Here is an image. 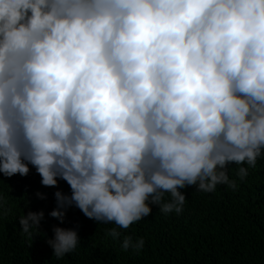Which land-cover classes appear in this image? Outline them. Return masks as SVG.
I'll return each mask as SVG.
<instances>
[{"label": "clouds", "instance_id": "obj_1", "mask_svg": "<svg viewBox=\"0 0 264 264\" xmlns=\"http://www.w3.org/2000/svg\"><path fill=\"white\" fill-rule=\"evenodd\" d=\"M262 153L264 0H0V172L72 189L24 232L73 204L126 229L164 192L179 212ZM54 231L57 257L80 242Z\"/></svg>", "mask_w": 264, "mask_h": 264}, {"label": "trees", "instance_id": "obj_2", "mask_svg": "<svg viewBox=\"0 0 264 264\" xmlns=\"http://www.w3.org/2000/svg\"><path fill=\"white\" fill-rule=\"evenodd\" d=\"M241 167L248 171L243 179ZM29 168L31 176L25 178H3L0 172V264H264V153L255 166L227 165L235 187L219 184L208 192L188 185L180 189L186 201L179 212L160 211L173 199L164 192L159 205L150 204V215L126 229L88 218L73 204L63 222L44 214L38 229L24 232L20 218L43 212L42 195L56 200L57 191L72 194L63 179L45 186L37 169ZM57 227L75 230L80 238L75 249L59 257L48 243ZM125 238L143 240V247L125 249Z\"/></svg>", "mask_w": 264, "mask_h": 264}, {"label": "rangeland", "instance_id": "obj_3", "mask_svg": "<svg viewBox=\"0 0 264 264\" xmlns=\"http://www.w3.org/2000/svg\"><path fill=\"white\" fill-rule=\"evenodd\" d=\"M44 206L49 207L51 211H54L58 207V202L56 200H46L45 202H41Z\"/></svg>", "mask_w": 264, "mask_h": 264}]
</instances>
